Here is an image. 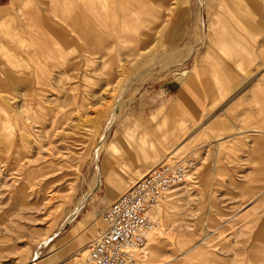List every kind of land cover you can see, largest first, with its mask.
Here are the masks:
<instances>
[{"label": "rangeland", "instance_id": "374dc122", "mask_svg": "<svg viewBox=\"0 0 264 264\" xmlns=\"http://www.w3.org/2000/svg\"><path fill=\"white\" fill-rule=\"evenodd\" d=\"M11 2L0 264L81 255L111 202L181 158L138 264H264V0Z\"/></svg>", "mask_w": 264, "mask_h": 264}, {"label": "built area", "instance_id": "2783aa9c", "mask_svg": "<svg viewBox=\"0 0 264 264\" xmlns=\"http://www.w3.org/2000/svg\"><path fill=\"white\" fill-rule=\"evenodd\" d=\"M192 165L189 158L164 161L137 178L105 208L101 215L104 226L82 254L64 264H138L137 253L154 228L150 207L184 183Z\"/></svg>", "mask_w": 264, "mask_h": 264}, {"label": "crops", "instance_id": "0c3cea01", "mask_svg": "<svg viewBox=\"0 0 264 264\" xmlns=\"http://www.w3.org/2000/svg\"><path fill=\"white\" fill-rule=\"evenodd\" d=\"M13 1L14 0H12V2H11V4H13ZM22 1H24V0H22ZM9 7H11V5L10 6H8V7H3L2 9H4V12H3V19H4V21H8L9 20V10L7 9V8H9ZM263 8V7H262ZM255 10H252V11H254V12H258V11H260V12H264V10H262V9H258V8H254ZM24 19L26 20L27 19V16H25L24 17ZM67 27L69 28V25H67ZM72 27V26H71ZM73 27H75V26H73ZM117 28V27H116ZM59 29V30H58ZM57 30H58V32H59V35L60 34H62L63 36H65V37H72V35H73V33L75 34V31H74V28H71V31L69 30V29H67V28H64V27H62V28H58ZM119 29V28H118ZM73 32V33H72ZM72 33V34H71ZM79 35H80V32L78 33ZM87 36H88V34H87ZM90 36V35H89ZM118 36H119V38H122V36L123 35H121V33H120V30H119V34H118ZM192 74H188L187 75V79H190V78H192ZM259 95H257V94H254L253 96H252V99L253 100H259ZM254 130V129H253ZM255 140V142L257 143H261L263 140L262 139H259V138H255L254 139ZM257 143V144H258ZM262 145V144H261ZM258 146V145H257Z\"/></svg>", "mask_w": 264, "mask_h": 264}, {"label": "bare ground", "instance_id": "6f19581e", "mask_svg": "<svg viewBox=\"0 0 264 264\" xmlns=\"http://www.w3.org/2000/svg\"><path fill=\"white\" fill-rule=\"evenodd\" d=\"M206 38V37H205ZM182 184H184V183H182ZM181 184V185H182ZM179 186V185H178ZM159 203H157V204H155V205H153V206H151L150 208H151V210H152V215L153 216H156L157 214H158V211H157V209H156V207L155 206H157ZM150 210V211H151ZM149 211V212H150ZM264 227V226H263ZM264 229V228H263ZM153 230H154V228L151 230V232L149 233V235H148V239H147V241L149 242H146V244H145V246L137 253V260H141V259H144V257H145V254L148 252V251H146L144 248L146 247V245L148 246L149 244H150V240L152 239V233H153Z\"/></svg>", "mask_w": 264, "mask_h": 264}]
</instances>
